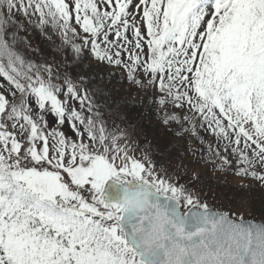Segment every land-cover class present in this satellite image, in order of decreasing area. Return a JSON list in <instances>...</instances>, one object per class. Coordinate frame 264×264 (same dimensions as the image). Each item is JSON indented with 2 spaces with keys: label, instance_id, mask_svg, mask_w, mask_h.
Returning <instances> with one entry per match:
<instances>
[{
  "label": "snow or ice",
  "instance_id": "6c2138e0",
  "mask_svg": "<svg viewBox=\"0 0 264 264\" xmlns=\"http://www.w3.org/2000/svg\"><path fill=\"white\" fill-rule=\"evenodd\" d=\"M29 26L71 57L34 60ZM85 52L264 185V0H0V264H264V220L213 209L109 127Z\"/></svg>",
  "mask_w": 264,
  "mask_h": 264
},
{
  "label": "rangeland",
  "instance_id": "374dc122",
  "mask_svg": "<svg viewBox=\"0 0 264 264\" xmlns=\"http://www.w3.org/2000/svg\"><path fill=\"white\" fill-rule=\"evenodd\" d=\"M48 36L50 38L34 26H29L27 38L31 44L29 52L32 58L40 62L51 63L55 60L65 63L71 53L66 54L61 49L56 34L50 32ZM75 65V72L86 78L90 95L104 114L109 127L113 131L120 129L127 132L132 142L130 148L135 150L137 156L151 148L152 158L158 167L163 165L170 176L186 185L213 209L236 212L246 220H264V185L251 178L242 179L229 174L231 170L214 167L197 140L191 141L193 143L184 149L180 143L182 138H169L168 134L159 133L153 129V125L141 119L151 103L152 92L141 98L144 91L133 86L122 70L95 61L87 52L75 61ZM46 118L50 127H56V123L52 122L54 115L48 114ZM60 130L71 135L67 125ZM202 135L206 137L204 133ZM192 147L195 151L188 149ZM193 153L197 158L193 159Z\"/></svg>",
  "mask_w": 264,
  "mask_h": 264
},
{
  "label": "trees",
  "instance_id": "16d2710c",
  "mask_svg": "<svg viewBox=\"0 0 264 264\" xmlns=\"http://www.w3.org/2000/svg\"><path fill=\"white\" fill-rule=\"evenodd\" d=\"M102 63V62H101ZM103 64H105V63H103ZM149 92H151V90L149 89ZM149 93H145V92H143V94H142V96H141V98H143V97H146L147 95H148ZM153 96H156L157 98H158V96H159V92H158V90H153L152 91V95H151V103H150V105H149V107L144 111V114H142L143 116H141V119H144V122H146L147 124H149L150 126L151 125H153L152 127H153V129H156V130H158V132L159 133H161V134H168V137L169 138H172V139H177V138H179V137H176L175 135H173V133L172 132H170V131H168L161 123H160V118H161V116H162V112L158 109V106H157V103L153 100ZM169 107H171V105H169ZM53 123H56V120L54 119L53 121H52ZM170 127V126H169ZM157 132V133H158ZM183 139V138H182ZM196 139L195 138H193V139H191V140H188V139H183V140H181V144H182V147L184 148V149H187V147H189L188 145L191 143H193V142H191V141H195ZM197 143H199V142H197ZM190 144V145H191ZM194 147H192L191 149H193ZM188 149H190V148H188ZM196 154H192L191 156H193V159H194V157H196L195 156ZM191 156H189V157H191ZM197 158V157H196ZM229 174H232V175H234L235 174V172H230ZM236 175V174H235Z\"/></svg>",
  "mask_w": 264,
  "mask_h": 264
}]
</instances>
